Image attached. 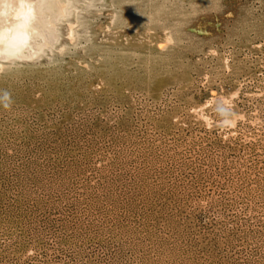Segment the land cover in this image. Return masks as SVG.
I'll list each match as a JSON object with an SVG mask.
<instances>
[{"label": "rangeland", "instance_id": "obj_1", "mask_svg": "<svg viewBox=\"0 0 264 264\" xmlns=\"http://www.w3.org/2000/svg\"><path fill=\"white\" fill-rule=\"evenodd\" d=\"M79 2L0 62V264H264V0Z\"/></svg>", "mask_w": 264, "mask_h": 264}, {"label": "bare ground", "instance_id": "obj_2", "mask_svg": "<svg viewBox=\"0 0 264 264\" xmlns=\"http://www.w3.org/2000/svg\"><path fill=\"white\" fill-rule=\"evenodd\" d=\"M77 3L79 0H0V62L36 56L46 42L58 38V24ZM69 34L72 40L77 36L73 24Z\"/></svg>", "mask_w": 264, "mask_h": 264}]
</instances>
